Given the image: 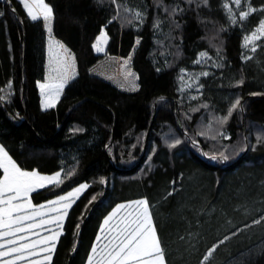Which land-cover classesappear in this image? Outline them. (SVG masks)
Instances as JSON below:
<instances>
[{
    "label": "trees",
    "instance_id": "16d2710c",
    "mask_svg": "<svg viewBox=\"0 0 264 264\" xmlns=\"http://www.w3.org/2000/svg\"><path fill=\"white\" fill-rule=\"evenodd\" d=\"M46 1L50 33L20 0H0V145L24 170L61 174L35 204L88 185L50 264H87L104 219L143 198L166 264H264V46L243 48L264 0H248L256 11L243 20L229 0ZM200 52L221 65L187 86ZM65 70L63 94L42 109L37 82L64 81Z\"/></svg>",
    "mask_w": 264,
    "mask_h": 264
},
{
    "label": "snow or ice",
    "instance_id": "6c2138e0",
    "mask_svg": "<svg viewBox=\"0 0 264 264\" xmlns=\"http://www.w3.org/2000/svg\"><path fill=\"white\" fill-rule=\"evenodd\" d=\"M21 3L33 21L39 17L43 18L50 33L53 15L51 7L44 0H32L31 4L29 0H21ZM235 3L239 4L240 0H235ZM33 6L39 9L38 14H34ZM252 11L255 9L241 13L240 19H246ZM261 36H264V21H261L251 37L245 38L244 46L254 43ZM101 38L106 39L103 32L98 40ZM59 47L63 49V45ZM97 50L103 51V48L97 47ZM72 68L71 75H75L74 65ZM69 78L65 70L64 83ZM39 86L43 91L45 85ZM62 87L63 83L56 89L57 98ZM2 99L4 97H0V100ZM239 105L240 100L237 99L229 109V115ZM54 106V101L43 104L45 109ZM224 120H227V117H224L221 123ZM172 146L174 145H170ZM220 155L223 159H227L223 153ZM0 169L3 170V176L0 177V264H50L51 253L55 250L58 238L62 234L58 229H62L63 221L74 198L78 197L88 185H81L47 204L34 206L29 194L49 185H59L63 182L60 179L61 174L57 172L52 176H44L35 170L24 171L17 166L2 146H0ZM259 222L255 221V223ZM50 225L54 227H48ZM36 229H43L49 234L41 236L40 232L35 231ZM25 233L27 235H24ZM214 248L215 246L209 249L205 260L212 254ZM32 257L41 258L32 259ZM87 264H165L163 250L146 200L117 205L113 209L101 225L100 234L93 245Z\"/></svg>",
    "mask_w": 264,
    "mask_h": 264
},
{
    "label": "rangeland",
    "instance_id": "374dc122",
    "mask_svg": "<svg viewBox=\"0 0 264 264\" xmlns=\"http://www.w3.org/2000/svg\"><path fill=\"white\" fill-rule=\"evenodd\" d=\"M21 1V0H20ZM44 2L46 3V4H48L49 5V7H51L50 6V4L46 1V0H44ZM29 3L31 4L32 3V0H29ZM23 4V3H22ZM24 6V5H23ZM227 7H228V9H229V12H235L236 13V17L239 19V20H241L240 19V14L241 13H243V12H248L250 9H255V11H256V8H254V7H252L250 4H249V2H248V0H240V3L239 4H236L235 3V0H229V2L227 3ZM25 8V7H24ZM259 9L261 10V20L258 22V24L256 25V27L254 28V30L249 34V35H247L246 37H251L252 36V34L254 33V32H256V30H257V28H258V26L260 25V23H261V21H264V4L262 5V6H260L259 7ZM26 10V9H25ZM255 11H252L251 13H253V12H255ZM33 12H34V14H38V12H39V9L38 8H36L35 6H33ZM158 25H160V23H158ZM104 33L105 34V37H106V39L105 38H101V39H99L98 40V38H100L101 37V33ZM258 34V33H257ZM108 39H109V37H108V34H107V31L105 30V29H102L101 31H100V33L97 35V37H96V39H95V41H94V43H93V49H94V51L95 52H97V53H102V52H104L105 51V48H106V45H107V42H108ZM262 39H264V36H261L260 37V39H257V40H255L254 41V43H250L247 47H245L244 46V43H245V40H244V42H243V48H244V53L246 54V56L245 57H249V56H251V55H254V52L256 53V51L255 50H258L259 49V47H262V46H264V41H260V40H262ZM97 47H101V48H103V51H98L97 50ZM254 49V50H253ZM202 54H204V55H202ZM256 58H258V56L256 57ZM199 61V62H198ZM261 62V61H260ZM192 63H195L194 64V66H192V68H191V70L190 71H188V70H184L185 72H184V74H186L187 75V79H186V85L187 86H190V85H195L196 83H198L199 81H200V79H201V77L202 76H204V74L205 73H207L210 69H211V67H219L220 65H221V60L220 59H217L215 56H211L209 53H206V52H200L199 54H198V56L195 58V60L192 62ZM63 83V87H62V89H60V91H59V94H58V98H57V92H56V89L61 85ZM41 84H43V85H45V88L43 89V91H42V89L40 88V86L39 85H41ZM37 86H38V89H39V93H40V105H41V108L42 109H45L44 107H43V104L44 103H48V102H53L54 101V103H55V105H56V103L58 102V100H59V98L61 97V95L63 94V91H64V88H65V83H64V81H62V80H55V81H38L37 82ZM51 108V107H50ZM48 109V108H47ZM245 130H246V126H245ZM247 134V133H246ZM245 138H247V136H245ZM1 146V145H0ZM3 147V146H2ZM4 148V147H3ZM6 151V150H5ZM7 152V151H6ZM8 153V152H7ZM8 155H9V153H8ZM10 156V155H9ZM11 157V156H10ZM13 160V159H12ZM14 161V160H13ZM17 164V163H16ZM17 166H18V164H17ZM19 167V166H18ZM22 169V168H21ZM22 170H24V169H22ZM24 171H29V172H31V171H34V170H24ZM36 172H38L37 170H35ZM40 175H44V176H52V175H54L55 173H57V172H54V173H51V174H44V173H40V172H38ZM2 176H3V174H2ZM1 176V177H2ZM81 185H87V184H81ZM81 185H79V186H77V187H75V188H73V189H71L70 191H68L67 193H69V192H72L74 189H77V188H79ZM85 190V189H84ZM83 190V191H84ZM82 191V192H83ZM34 192V191H33ZM32 192V193H33ZM81 192V193H82ZM32 193H30L29 194V199L31 200V202H32V204L34 205V206H39V205H44V204H47V202H49V201H52V200H55V199H57L58 197H60V196H64V195H66L67 193H65V194H63V195H60V196H57V197H55V198H52V199H49V200H47V201H44V202H41V203H37V204H35L33 201H32ZM80 193V194H81ZM79 194V195H80ZM78 197H75L74 198V201L77 199ZM144 199V198H143ZM141 200V199H140ZM144 200H146V199H144ZM134 201H136V200H134ZM147 201V200H146ZM130 202H133V201H128V202H126L125 204H128V203H130ZM74 203V202H73ZM72 203V204H73ZM121 204H124V202H122V203H120L119 205H121ZM149 212H150V215H151V217H152V213H151V211H150V208H149ZM65 220V219H64ZM64 222V221H63ZM152 222H153V226H154V228H155V230H156V234H157V237H158V239H159V241H160V238H159V235H158V230H157V227H156V224H155V222H154V220H153V217H152ZM48 227H54V226H48ZM59 231H61V229H58ZM261 229L260 228H255V229H253V233L254 234H257L259 231H260ZM35 231H38V232H40V234H41V236H43V235H48L49 233H47V232H45L43 229H36ZM245 233H248L249 232V230L248 229H246V230H243ZM24 235H27V233H25ZM33 239H35L36 237H32ZM236 242H238V238L237 239H235L234 241H233V243H236ZM103 243H107V241H103ZM221 243H223V240H221L220 241V243L219 244H217V243H215L213 246H215V248L217 247V246H219ZM160 245H161V242H160ZM213 246H212V248L211 249H213ZM215 248H214V250H215ZM51 257H52V253H51ZM41 257H32V259H40Z\"/></svg>",
    "mask_w": 264,
    "mask_h": 264
},
{
    "label": "water",
    "instance_id": "95a60500",
    "mask_svg": "<svg viewBox=\"0 0 264 264\" xmlns=\"http://www.w3.org/2000/svg\"><path fill=\"white\" fill-rule=\"evenodd\" d=\"M154 107H156V104L154 105ZM241 109H242V103H241ZM177 116H178V123H179V126H182L181 119H180V117H179L178 111H177ZM243 120H244V116H243ZM243 128H244V131H245V125H244V124H243ZM245 136H246V131H245ZM148 138H149V130H148V132H147V134H146V138H145L144 151H145V149H146V145H147V142H148ZM195 143L200 147V150H201V156H202L204 159H207V158H211V159H213V158H212L213 156H215V157L217 158L216 155H208V154H206V152L204 151V149H203V147H202V145H201L200 142H195ZM144 151H143L141 157L139 158V160L137 161V163H138V162L140 161V159L142 158V156H143V154H144ZM216 158H215V159H216ZM215 159H213V160H215ZM224 160H225V159H223V165H225ZM78 234H79V232H78Z\"/></svg>",
    "mask_w": 264,
    "mask_h": 264
},
{
    "label": "crops",
    "instance_id": "0c3cea01",
    "mask_svg": "<svg viewBox=\"0 0 264 264\" xmlns=\"http://www.w3.org/2000/svg\"><path fill=\"white\" fill-rule=\"evenodd\" d=\"M125 203H126V202H124V204H125ZM118 205H119V204H118ZM116 207H117V206H116ZM116 207H115V208H116ZM115 208H114V209H115ZM160 246H161V245H160ZM161 248H162V246H161ZM163 255H164V253H163ZM164 261H165V264H166L165 256H164Z\"/></svg>",
    "mask_w": 264,
    "mask_h": 264
}]
</instances>
